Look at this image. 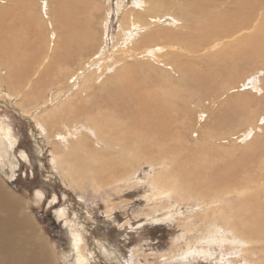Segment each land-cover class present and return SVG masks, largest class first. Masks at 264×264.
<instances>
[{
	"label": "bare ground",
	"instance_id": "1",
	"mask_svg": "<svg viewBox=\"0 0 264 264\" xmlns=\"http://www.w3.org/2000/svg\"><path fill=\"white\" fill-rule=\"evenodd\" d=\"M0 1V93L34 117L69 184L116 193L138 186L152 201L148 213L166 211L162 220L195 203L178 224L190 236L174 237L184 244L169 258L183 248L182 261L223 264L224 253H237L241 264H264V0H132L111 58H101L106 0ZM205 103L218 114L190 143ZM6 124L0 171L2 149L10 166L17 161ZM232 140L243 144L236 153L225 144ZM148 164L158 168L138 179ZM19 209L24 203L0 184V264L51 263L53 245L39 229L32 237L37 224ZM69 233L71 250L60 257L89 264L83 235Z\"/></svg>",
	"mask_w": 264,
	"mask_h": 264
},
{
	"label": "rangeland",
	"instance_id": "2",
	"mask_svg": "<svg viewBox=\"0 0 264 264\" xmlns=\"http://www.w3.org/2000/svg\"><path fill=\"white\" fill-rule=\"evenodd\" d=\"M95 1L84 0L92 5L96 3ZM117 2L119 6L116 5ZM131 2L132 0L105 1L103 7L109 13V25L105 32L106 41L101 58L106 55L111 58L113 38L122 17L120 14ZM1 3L5 1H0V5ZM2 95L3 92L0 93V122H5L10 127L13 154L17 161L15 166H10L5 160L7 152L1 150L2 156L5 157H3L4 166L0 171V184L8 187L24 203L27 213L30 214H25L29 220L33 217L37 227L32 224V231L28 227L32 237L33 230L39 229L46 237L43 243L53 245V253H56L55 261L52 260L51 263L46 261L45 264H71L69 260L65 263L60 256L71 250L69 231L72 228L83 235L86 255L91 258L90 261L88 260L89 264H213L212 258L208 257L196 258L193 262L180 260L183 248L171 258L167 255L184 244V241H180L173 245L171 241L174 237L184 234L186 241L190 236H187L182 227L179 230L178 224L195 212L197 206L195 203L184 201L177 204L171 213L172 218L162 220L167 216L166 211L159 210L153 215L148 213L150 206L153 205L152 201L146 200L145 192L138 186L133 188L130 184L131 189L121 186L122 191L116 193L115 186H105L95 191L91 187L85 186L86 188L80 189L69 184L59 171L54 169L51 163L52 145L42 136L45 133L42 134L37 127L34 117L30 114L21 115L20 108L15 105V101L19 102L15 95L11 93V96ZM47 98L48 100L53 98L52 91ZM52 101H49L52 103L49 108L54 106ZM205 104H208V112L201 115L193 133L189 134L190 143L198 139L199 125L208 123L213 115L218 114L219 106L213 103ZM225 144L236 145L235 153L238 147L243 146L238 140ZM157 168V165L148 164L136 177L141 179L149 175L150 170L156 171ZM37 194L41 195V200L37 199ZM107 206L114 208L112 212L108 211ZM61 211L64 216L57 218ZM145 216L149 218L146 219ZM102 245L106 247V253H103ZM112 251H115L114 254H109ZM224 254L223 264H228L232 260H235L234 264H241L240 258L236 257L237 253ZM217 257L215 256V260Z\"/></svg>",
	"mask_w": 264,
	"mask_h": 264
}]
</instances>
